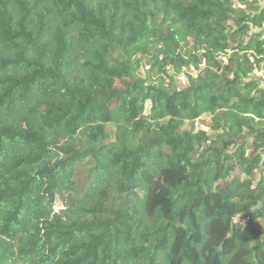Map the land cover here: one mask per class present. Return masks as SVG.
<instances>
[{
	"label": "trees",
	"instance_id": "trees-1",
	"mask_svg": "<svg viewBox=\"0 0 264 264\" xmlns=\"http://www.w3.org/2000/svg\"><path fill=\"white\" fill-rule=\"evenodd\" d=\"M0 264H264V0H0Z\"/></svg>",
	"mask_w": 264,
	"mask_h": 264
},
{
	"label": "rangeland",
	"instance_id": "rangeland-1",
	"mask_svg": "<svg viewBox=\"0 0 264 264\" xmlns=\"http://www.w3.org/2000/svg\"><path fill=\"white\" fill-rule=\"evenodd\" d=\"M179 86L184 87L186 85V78L184 76H181L179 78H177ZM210 122H211V118L210 116L206 115L204 117H202L201 119H199L198 121H196L195 125H194V129L195 131H210ZM191 125L187 124L186 125V129H191Z\"/></svg>",
	"mask_w": 264,
	"mask_h": 264
}]
</instances>
